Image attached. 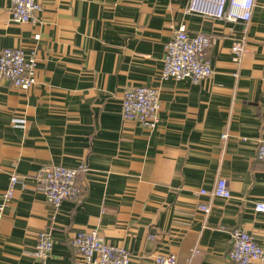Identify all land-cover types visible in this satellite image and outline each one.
<instances>
[{
	"label": "crops",
	"instance_id": "crops-1",
	"mask_svg": "<svg viewBox=\"0 0 264 264\" xmlns=\"http://www.w3.org/2000/svg\"><path fill=\"white\" fill-rule=\"evenodd\" d=\"M36 1L35 20L18 23L11 0H0V51L36 60L32 88L0 82V204L10 176L19 178L0 217V264H78L71 240L91 229L126 249L129 264L162 254L236 264L235 230L264 246V214L253 210L264 202V0L246 24L187 12L189 0ZM180 27L210 41L212 75L197 84L159 77ZM236 43L245 46L238 63ZM140 86L158 90L154 129L121 116L124 92ZM51 166L76 170L78 200L47 202L37 174ZM220 178L229 199L199 193ZM39 232L52 239L43 260L34 257Z\"/></svg>",
	"mask_w": 264,
	"mask_h": 264
},
{
	"label": "built area",
	"instance_id": "built-area-1",
	"mask_svg": "<svg viewBox=\"0 0 264 264\" xmlns=\"http://www.w3.org/2000/svg\"><path fill=\"white\" fill-rule=\"evenodd\" d=\"M255 6V0H189L187 12L199 13L216 20L247 23ZM10 13L13 21L18 23L32 22L41 6L36 0H11ZM38 40V35L34 36ZM210 45L204 34L188 36L184 27L174 31L170 41L164 48L161 80H189L197 84L212 75V68L207 58ZM233 60L238 63L245 52L244 43H236L231 47ZM36 60L33 55H27L21 48H5L0 51V82H7L12 87L26 91L36 84ZM158 90L151 87H134L124 92L121 102V116L125 121H133L139 125L154 129L158 123L159 111ZM15 125H23L24 120L14 118ZM226 135H222L225 139ZM256 156L264 164V139L257 141ZM81 169L84 165L80 166ZM76 170L61 166H51L41 169L37 174L43 185L47 202L56 209L63 201L78 200L81 194L76 184ZM18 175L12 174L7 189L2 193L0 217L6 203L11 199ZM214 198L229 199L230 190L225 179H218L212 190L199 192ZM204 213H209L208 205H201ZM256 213L264 214V202L253 205ZM36 259L46 258L52 248L49 232H39L35 238ZM75 255L80 259L78 264H129V252L122 247L109 245L97 229L80 231L71 240ZM198 251L194 250L192 256ZM229 258L236 264H251L264 260V246L258 245L253 237L243 230L232 233V244ZM155 264H179L174 254L158 255ZM185 264H191V256Z\"/></svg>",
	"mask_w": 264,
	"mask_h": 264
}]
</instances>
